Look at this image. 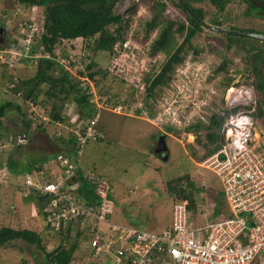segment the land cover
I'll use <instances>...</instances> for the list:
<instances>
[{
	"label": "rangeland",
	"instance_id": "374dc122",
	"mask_svg": "<svg viewBox=\"0 0 264 264\" xmlns=\"http://www.w3.org/2000/svg\"><path fill=\"white\" fill-rule=\"evenodd\" d=\"M165 1L166 8L160 17V22L147 35L142 29L138 31L136 35L138 43H135L132 37V48H128L125 52L121 51L122 49L116 51L114 47L110 51H92L90 47L92 40L85 41L80 38L61 40L54 49L58 54L66 52L80 60L83 59L86 63L91 62L93 66L90 71L100 70V73L96 75L97 88L94 86L96 95L97 90H100L102 97L105 96L103 99L108 98L112 101L111 103L123 100L128 107L142 110L135 111L132 117H127L118 114L116 110L114 112L97 107L99 125L105 137L103 140L86 142L81 148L78 162L83 168L93 169L109 184L110 196L114 200L111 221L118 225L135 226L155 232H159L171 222L173 197L169 191V183L185 186L188 180L191 181L195 189L197 188V192L192 194L199 202L200 210L209 214L215 205L222 211L224 217L229 215L219 177L215 172L201 165L207 157L206 148L211 145L206 141L205 130L202 128L188 130L178 126L159 127L145 118L150 116L149 110H157L165 99L164 95L168 97L174 89V82L170 79L167 86L158 88L154 98H148L152 106H147L145 103L144 77L158 71L166 58L162 51L151 52L150 45L157 35L161 22L165 19H186L185 13L171 0ZM132 3H136V10L131 14V25L141 28L149 16V11L142 0H120L115 5L114 11L118 14L129 13L128 9ZM252 3L264 8L261 0H252ZM196 5L201 6L207 14L218 15L217 8L207 1L196 3ZM226 11L227 13L221 14L222 27L235 26V29L242 31L254 29V32H264V17L249 14L246 2L232 1L226 7ZM3 14L6 15L4 21L1 19ZM43 18V7H27L19 4L17 0H0V47L7 43V31L12 26L19 29L24 21H32L38 30ZM135 31L136 29L133 35ZM211 31L204 30L193 39L194 43L203 46L200 56L189 54L185 58V65V61L179 64L187 67L188 74L190 69L195 71L193 73L195 84L191 83L189 86L191 91L195 87L193 85H197L200 88L197 94H204V97L208 95L204 98L206 103L202 106L203 114H211L209 111L211 109L216 112L225 110L229 104L226 98V89L229 86L234 88L241 85L252 86L257 101H260L263 95L261 91L255 89L256 79L250 72L251 62L247 60L248 56L236 44H232L229 49L225 48L226 38L222 34L223 31L215 29ZM176 39L180 42L182 37L176 34ZM224 59H227L226 68L216 73L215 68ZM83 61L79 64L82 65ZM258 67L264 77V64L259 63ZM105 70L109 71L110 75L103 76ZM10 71L9 68L0 65V104L6 101L14 103L6 109L4 123L0 127V138L3 141H6L10 135L13 137L10 144L0 152V160L4 162L11 154L13 158H16L19 153L21 154L19 156L29 164L33 157H42L44 154L59 151L61 147L58 145L59 138L68 137L74 125L85 119V113L77 106L75 100H67L61 112L62 122L50 121L43 124L32 119L29 141L22 142V147L17 149L19 144L17 137L22 136L26 128L22 122V114L19 113L16 105H20L28 115L29 106L8 90L6 81ZM35 71L34 65L21 61L12 73L27 79L31 78ZM199 77L204 81H200ZM209 86L216 91V94L213 93L211 97L207 92ZM46 88L47 85H42L41 90ZM38 100L50 116L52 101L42 91L38 95ZM209 102L211 109L207 107ZM239 108L242 107L236 106L231 110ZM125 112L129 113L128 110ZM253 114L256 120L255 135L264 139V112L262 115H257L255 108ZM30 149L35 151L34 155L29 156L32 154ZM56 155V153L49 154V160L55 159ZM179 177L181 180L177 181ZM23 199L13 185L0 186V226L37 230L42 235L46 250H52L61 241L59 235L47 233L39 216H34L35 206ZM190 219L194 226L205 222V219L200 217V211L191 213ZM101 228L106 230L107 226L101 225ZM81 241V246L74 253L70 264H124L116 262L108 252L107 255H98L87 245L88 242ZM68 242L72 244L73 241L69 239ZM251 262V264H264V254L258 255ZM0 264L46 263L43 253L36 246L16 240L14 245L0 246Z\"/></svg>",
	"mask_w": 264,
	"mask_h": 264
},
{
	"label": "built area",
	"instance_id": "2783aa9c",
	"mask_svg": "<svg viewBox=\"0 0 264 264\" xmlns=\"http://www.w3.org/2000/svg\"><path fill=\"white\" fill-rule=\"evenodd\" d=\"M34 24L30 21L21 29L22 33L27 31L26 40L0 47V65L12 70L30 56L31 36L42 30L40 25L37 30ZM130 41L128 38L122 44L117 43L114 50L119 51L122 47L125 52L130 46ZM40 55L35 54V57ZM57 61L64 70L76 76L79 86L89 87L86 93L93 94L90 100L92 103L97 107L108 106L107 102L101 101L100 94L94 93L93 81L71 70L72 55L60 57ZM184 65L175 68L172 78L173 92L168 97L164 95L165 99L159 105V112L152 120L159 127L178 126L183 129L197 121L208 120L202 110V106L206 103L204 98L208 95L204 97V94H197L200 90L197 85H193L194 91H191L189 86L195 81L193 76L195 71L190 69L188 74L187 67ZM199 78L200 81H204L203 78ZM16 80V75L9 79L8 90L12 89ZM226 91L229 104L225 107L224 113L228 112L221 126L224 142L201 163L203 167L215 172L221 181L229 209V215L225 218L210 219L209 214L200 210V217H203L205 222L194 226L190 219L191 213L186 208V201L176 202L172 205L169 227L155 232L110 222L108 215L113 212L114 201L109 197L106 186L98 187L100 204L82 205L69 192L62 191L61 186L64 185L65 179L73 176L79 166L78 157L81 155L82 146L89 138L103 137V134L97 133L94 127L98 114H95L92 120L84 119L74 125L71 131L76 138V144H71L72 156L60 153L55 159L49 160V163L55 164L58 170L63 171L56 175L53 181H46L42 172H34L36 178L31 173L16 176L11 174L3 164L0 167V186L13 184L23 195H27L28 188L41 194H48L50 201L46 207L47 220L52 228L59 231L62 227H67L72 220H75V225L78 223L79 228L86 224L84 228L93 237L94 246L99 239L103 238V242L96 245V253L100 250L108 252L116 262L124 264H250L255 257L264 254V139L255 135L256 121L253 112L257 98L254 88L244 85L238 88L230 86ZM207 92L210 97L213 93L216 94L211 86L207 88ZM27 103L29 115L33 120L38 122L49 120L43 107L32 101ZM209 105L210 102L207 107ZM236 106L242 108L231 110ZM133 108L127 105H116L114 109L118 112L128 110L129 113H134L137 108ZM8 140H12L10 136ZM18 141H23V138L18 137ZM6 145L7 143L0 138V152ZM37 174H40V177H37ZM86 174L91 179L90 172ZM84 216L90 220L81 218L77 221L76 218ZM101 223L108 225L110 235L107 230L101 228ZM104 233L106 234L103 237Z\"/></svg>",
	"mask_w": 264,
	"mask_h": 264
},
{
	"label": "trees",
	"instance_id": "16d2710c",
	"mask_svg": "<svg viewBox=\"0 0 264 264\" xmlns=\"http://www.w3.org/2000/svg\"><path fill=\"white\" fill-rule=\"evenodd\" d=\"M19 4L27 7H43L44 8V18L41 21L42 30L35 33L31 36L29 53L30 56L25 60L26 63L34 65L36 68L35 74L31 78L22 79L17 77L14 86L10 90L12 94L16 97H20L24 103L28 104L27 101H32L38 105H41L38 100V95L44 93L49 100H51L50 107V116L45 109V114L49 118L47 121H41L38 123L46 124L50 121L62 122L63 116L61 114L64 102L67 100H75L77 106L85 113V119L92 120L95 117L98 108L94 103H92L91 97L93 94L86 93L88 91V86H79L76 76L64 70L63 67L57 61L60 57H69L71 54L66 52L58 54L54 51L58 42L64 39H83L85 41L92 40L90 45L92 51H110L113 48V45L117 41H125L127 37L128 30L132 24L131 14L136 10V3H132L128 9L129 13L118 14L115 13V5L120 0H17ZM146 5L149 16L144 21V24L141 28H136L133 39L135 43H138V38L136 37L137 32L141 29L146 32V35L149 31L153 30L155 26L160 22V17L166 8L165 0H142ZM174 5L179 7L185 15V20H173L167 18L164 22H161V26L157 31L155 39L150 45L151 52L162 51L166 58L164 62L160 65L158 71L149 74L144 77L145 88L144 95L146 96L145 103L147 106H152L151 102H148V98H154L156 96V91L162 86H167L170 79L173 78V72L176 65L185 61V58L192 54L194 56H200V53L203 52V46L193 42V39L198 33H202L204 30H211L201 25L193 16H191L184 5L190 7L195 14L206 21L207 23L215 26L222 27L223 22L221 19V14L227 13L226 7L232 1H244L247 3V11L250 14H257L259 17H264V8L257 6L255 3H252V0H171ZM208 2L211 5H214L217 8V13H208L204 11L201 6H197L196 3L200 4L203 2ZM264 5V0H261ZM184 4V5H183ZM5 14L2 15L1 19L4 21ZM207 18V19H206ZM30 21H24L22 26H19V29H15L14 26L8 30V40L7 43H19L20 41L26 40L28 37L27 31L24 33L21 32L22 27H25ZM229 28L234 29L235 26H228ZM227 27V28H228ZM214 31V30H213ZM249 31V30H246ZM255 30L252 29L251 32ZM259 32V31H257ZM14 33H16L14 35ZM264 33V32H262ZM176 34L182 37L181 41L178 42L176 39ZM226 42L224 47L229 49L232 44H236L241 50L245 52L248 56L246 57L248 61L251 62L250 72L255 76V89L262 92V99L257 101L256 114L262 115L264 112V77L261 74L258 64H264V39H259L250 36H242L234 33L225 32L222 33ZM14 35V36H13ZM145 35V33H144ZM10 37V38H9ZM5 44V45H6ZM3 47V46H1ZM35 54H41L39 57H35ZM73 56L72 61V71L88 76L89 80L93 81L94 86L98 85V80L96 78L97 73H100V70L90 71L93 64L86 63L83 59H78V57ZM83 61L82 65L79 62ZM227 59L222 60L217 67L215 68L216 73L221 72L226 68ZM5 67L1 64V67ZM85 66V67H84ZM6 68V67H5ZM86 68V70H85ZM8 79L12 78L14 74L8 72ZM110 75V72L107 70L104 71L103 76ZM121 80H124L121 78ZM9 81V80H7ZM6 81V82H7ZM126 82V81H125ZM87 83V82H86ZM6 84V83H5ZM128 83H126L127 85ZM42 85L46 86V89H42ZM97 88V87H96ZM98 94H102L101 91L97 90ZM18 93L20 95L18 96ZM102 101V100H101ZM103 102H107L108 105L121 104L125 105V101L119 100L118 102H113L110 99H106ZM14 105L11 101H6L0 104V127H2L4 114L7 108H10ZM210 109L211 107L208 106ZM17 110L22 114V122L25 126L24 136L28 138L29 141V129L31 128L32 118L30 115L26 114L20 105H16ZM149 108V107H148ZM147 108V109H148ZM153 108V107H151ZM142 110L136 109V112H141ZM150 111V116L154 117L157 114L156 110ZM211 114H205L208 119L206 122L197 121L195 124L185 127L188 129H201L206 132V141L211 145L206 148L205 155L212 154L220 145L224 142V134L222 133L221 126L223 123L224 116L226 113L219 110H209ZM204 112V110H203ZM223 114V115H222ZM123 115V114H122ZM148 115V116H149ZM127 116V115H123ZM131 116V115H130ZM40 127V124H38ZM94 127L97 133L101 132L103 134L102 138L88 139L89 140H103L105 135L102 131V127L99 125V117L96 118ZM60 136V135H59ZM70 138L60 137L58 140V145L61 146L59 151H53L52 153L44 154L42 157H33V159L27 164L26 161L19 155L18 157L13 158L12 154L9 155L6 160L3 162L0 160V167L2 164H6L7 170L16 176H24L26 173L34 174L33 177L36 178L34 172H42V176L46 181H53L55 176L61 174L63 171L58 170L55 164L49 163V154H64L72 156V148L69 143L76 144V138L73 135V131H70ZM13 138V137H12ZM7 139V138H6ZM214 143V145H213ZM22 147V143L17 144V149ZM62 148V149H61ZM31 150V149H30ZM75 151V150H74ZM34 155L35 151L31 150ZM51 156V155H50ZM45 163V165H44ZM34 166V167H33ZM90 172V177L86 174ZM92 174V175H91ZM37 177H40V174H37ZM97 178V179H96ZM181 177L177 179L180 181ZM7 185V184H6ZM13 185V184H11ZM15 190L18 191L22 196L23 200L28 204L35 206V215L39 216V219L44 224V227L49 234L59 235L60 243L57 244L55 248L48 251L46 250L42 235L37 230H32L28 228H13L7 225L0 226V246H10L14 245L16 240H20L30 245L36 246L44 256L46 264H70L74 253L79 249L83 241L88 242L87 245L91 247L92 251L96 253V245H100L103 242V238L95 244H92L93 237L86 232V224L79 228L77 227L78 223L75 225V220L69 222L68 226L65 228L59 229L56 231L52 228L50 222H48V212L46 207L50 201V196L48 194H41L38 191L28 188L29 191L27 195H23L19 188L15 185ZM106 186L107 192L110 196V187L109 184L105 182L100 174H97L93 169L82 168L80 165L76 168L75 174L70 178H66L64 185L61 186L62 191L69 192L75 200H77L82 205L87 204H100L98 187ZM197 189V188H196ZM191 181H187L186 185L176 186L172 183H169V191L173 197V203H180L186 201L187 210L194 214L200 211V204L192 193L197 192ZM111 200H113L111 198ZM114 201V200H113ZM112 214V213H111ZM110 215L108 218L110 220ZM225 218L222 215V211L214 205L213 210L209 213V218ZM82 219L90 218L78 217L77 221ZM110 222L115 223L110 220ZM108 225L101 223V225ZM170 225V224H169ZM169 225L165 226L169 227ZM135 227V226H133ZM108 235L111 233L107 229ZM138 228V227H137ZM106 233H104L103 237ZM116 236V235H115ZM69 239L72 240V244H69ZM89 239V240H88ZM81 242V243H80ZM98 255H107L103 251H98ZM252 263V262H251ZM250 263V264H251Z\"/></svg>",
	"mask_w": 264,
	"mask_h": 264
},
{
	"label": "clouds",
	"instance_id": "9594fccd",
	"mask_svg": "<svg viewBox=\"0 0 264 264\" xmlns=\"http://www.w3.org/2000/svg\"><path fill=\"white\" fill-rule=\"evenodd\" d=\"M189 8H190V7H189ZM136 28H137L136 26H132V25H131V26H130V29L128 30L126 40H127L128 38H130V40H131V41H130V46H129V48H132V45H133V43H132V40H133V39H132V37H133V31H134V29H136ZM222 28H225V27H222ZM229 29H232V28H229ZM234 29H235V28H234ZM213 30H214V29H213ZM237 30H240V29H237ZM249 32H251V31H249ZM223 33H225V32H223ZM242 36H243V35H242ZM250 37H251V36H250ZM126 40H125V41H126ZM123 42H124V41H117V42L113 45V47H115V45H116L117 43L122 44ZM120 47H121V46H120ZM120 49H122V47H121ZM127 49H128V48H127ZM127 49H126V50H127ZM122 50H123V49H122ZM126 50H125V51H126ZM123 52H124V50H123ZM185 62H186V61H185ZM185 62H184V63H185ZM180 64H182V63H180ZM16 68H17V67H16ZM16 68H15V69H12V70L10 69V70H11L10 72L12 73V71H15ZM175 68H176V67H175ZM173 73H174V72H173ZM12 74H13V73H12ZM14 75H16V76L18 77V75H17L16 73H15ZM84 76H86V75H84ZM86 77H88V76H86ZM8 80H9V79H8ZM7 82H8V81H7ZM77 82H78V81H77ZM229 87H230V86H229ZM9 91H10V90H9ZM97 93H98V92H97ZM100 95H101V94H100ZM101 96H102V95H101ZM103 97H105V96H103ZM103 97H102L101 100H106V99H107V98L103 99ZM95 105H96V104H95ZM116 105H121V104H116ZM116 105H112V106H111V105H108V106H101L100 108H107V109H109L110 111H114V112H115V109H114V108H115ZM124 106H126V104H125ZM96 107H97V105H96ZM240 107H241V106H240ZM255 108H256V107H255ZM159 109H160V108L158 107V109L156 110V111H157L156 114H158ZM44 110H45V109H44ZM104 110H106V109H104ZM144 112H145V111H144ZM117 113H118V114H123V115H131V116H132V114H133V113H126L125 111H124V112H118V111H117ZM96 114H98V117H99V113L96 112ZM253 116H254V114H253ZM155 117H156V116H154V117H150V116H149V117H145V118L147 119V121H149L150 123L154 124V123L152 122V120H153V118H155ZM254 119H255V118H254ZM255 121H256V120H255ZM10 137H11V139H13L11 135H10ZM18 137L23 138V141H21V143H22V142L25 143V142L28 141V138H27L26 136H24V135H22V136H18ZM18 137H17V140H18ZM68 137L70 138V136H68ZM68 137H66V138H68ZM7 140H8V139H6V141H5L6 143H7ZM11 141H12V140H11ZM18 142L20 143V141H18ZM71 144H72V143H69L70 146H71ZM7 145H8V143H7ZM7 145H6V146H7ZM6 146H5V147H6ZM3 164H4V163H3ZM3 164H2V165H3ZM4 165H6V164H4ZM78 165H79V162H78ZM54 167H55V166H54Z\"/></svg>",
	"mask_w": 264,
	"mask_h": 264
},
{
	"label": "water",
	"instance_id": "95a60500",
	"mask_svg": "<svg viewBox=\"0 0 264 264\" xmlns=\"http://www.w3.org/2000/svg\"><path fill=\"white\" fill-rule=\"evenodd\" d=\"M184 5V4H183ZM185 9L187 10V12L193 16L201 25H203L206 28L209 29H215V30H219V31H223V32H229V33H234L237 35H243V36H251V37H255V38H259V39H264V33H259V32H249V31H242V30H237V29H229V28H222V27H215L209 23H207L206 21H204L203 19H201L200 17H198L195 12L189 8L188 6L184 5Z\"/></svg>",
	"mask_w": 264,
	"mask_h": 264
},
{
	"label": "crops",
	"instance_id": "0c3cea01",
	"mask_svg": "<svg viewBox=\"0 0 264 264\" xmlns=\"http://www.w3.org/2000/svg\"><path fill=\"white\" fill-rule=\"evenodd\" d=\"M127 117H132V116L127 115ZM10 142H11L10 140L7 141L8 144H10ZM44 165H45V163H44ZM79 165H80V164H79ZM80 166H81V165H80ZM81 167H82V166H81ZM82 168H83V167H82Z\"/></svg>",
	"mask_w": 264,
	"mask_h": 264
}]
</instances>
